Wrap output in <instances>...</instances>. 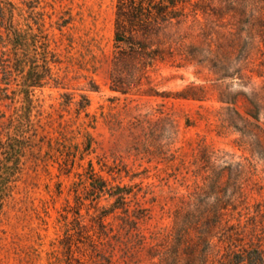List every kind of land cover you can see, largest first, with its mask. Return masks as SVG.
<instances>
[{"label":"rangeland","instance_id":"374dc122","mask_svg":"<svg viewBox=\"0 0 264 264\" xmlns=\"http://www.w3.org/2000/svg\"><path fill=\"white\" fill-rule=\"evenodd\" d=\"M159 1L0 0V264H163L184 229L199 250L204 220L193 212L183 222L206 184L204 147L245 166L225 219L244 229L235 246L264 251V99L263 149L220 116L247 117L249 84L264 82V17L247 28L236 0L157 14L149 6ZM121 14L125 36L134 30L161 59L119 53ZM116 188L128 192V219ZM209 232L218 264L231 239Z\"/></svg>","mask_w":264,"mask_h":264},{"label":"trees","instance_id":"16d2710c","mask_svg":"<svg viewBox=\"0 0 264 264\" xmlns=\"http://www.w3.org/2000/svg\"><path fill=\"white\" fill-rule=\"evenodd\" d=\"M164 0H160L158 6H152L149 8L156 10L157 14H162L168 11V9H172V11L177 12L176 9L179 8L180 12L184 10V5L191 0H165L168 5H164L162 3ZM232 1V0H227ZM239 4V10L243 17V19L239 20V24L242 27H252L254 23H258L264 17V8H256L257 3L254 0H236ZM152 4V1L149 2V5ZM147 12L150 11L147 9ZM125 14H121L119 16V26L117 28V33L115 37V43L118 45L116 48H119V53L124 56H139L148 60V65L150 66L157 59H161L158 51L147 50L148 48L144 46V44L140 42H135L132 38V33L134 30L128 31V37L125 36V31H123L125 21L129 20L125 19ZM120 17H122L120 19ZM246 17V18H245ZM262 27V26H261ZM122 29V30H120ZM250 29L245 31L246 39L250 40V42H254V38L251 37ZM122 31V32H121ZM243 30L240 29L241 33ZM239 37H241L240 33ZM262 43H264L262 41ZM253 44V43H252ZM123 46V47H121ZM16 57V55L14 54ZM25 56V54H24ZM14 64H20L19 60L14 58ZM6 64L4 66L7 69H10V57L8 60L4 61ZM238 74L240 71L237 72ZM262 77V76H260ZM251 81V78H249ZM249 84V83H248ZM37 82H33L32 85L28 86H36ZM252 90V98L251 100H246L247 104L251 109H248L246 112V116H242L236 108L231 110H226L225 114L220 115L225 118L221 120L222 124H227L228 128H232L235 131L239 132L241 136H248L250 138H254L255 147L258 149H263L261 143L259 141L258 135L256 132H262L259 123V110L262 109L261 101L264 99V82L260 87H256L255 83L249 84ZM113 91L118 92L122 95H125L126 92L120 88V86L115 85L112 88ZM190 97L193 99V96H182V98ZM85 100V99H84ZM86 103L87 100H85ZM87 105V104H86ZM252 118L253 122L248 120ZM241 125V126H239ZM201 155L199 156L198 161L203 165L202 169L207 173V176L204 178V182L206 183L204 187L201 188L203 191L202 195H197L193 198L189 203L188 207H192L194 210L191 211L189 208V212H187V219L184 224V227L189 224L188 219L190 217L195 218L193 216V212L200 214L199 220H204L203 228L199 230V236L196 246H200L202 248L194 249L189 247L185 240V229L182 230L184 233H178L177 238L175 240V245L173 248L166 250L165 252L159 254L163 260V264H209V255L211 254V236L209 235V231L216 226H219V230L227 233V237L230 241L227 242V247L225 249V253L221 256L220 260H217L218 264H264V251L258 245L253 244H241L240 246H235L234 242L243 243L244 241V229L241 227L239 223L236 225H231L229 219H225L227 216L228 210L235 211L237 206L235 205L236 201L242 197L241 194V176L244 174V167L240 163H231L229 160H226V157H229L227 154L221 152L222 157H219L217 153L213 151H209L206 147H204L201 151ZM220 165L215 166V163H219ZM220 168V169H219ZM118 191L117 201L118 205H121L119 209L122 210L123 214H125V218L128 219V208L127 203L125 202V194L128 192L122 191V189L116 188ZM213 195V196H212ZM213 199V205H209V201ZM207 207H210V210H207ZM245 207L243 210H247ZM256 213L260 216L259 206L256 207ZM238 216L241 217V212H238ZM261 217V216H260ZM139 219V218H137ZM187 222V223H186ZM132 223V221L126 220L125 224ZM255 227V225H253ZM135 229V228H134ZM139 237V241H143L141 236L137 234ZM182 246V247H181Z\"/></svg>","mask_w":264,"mask_h":264}]
</instances>
